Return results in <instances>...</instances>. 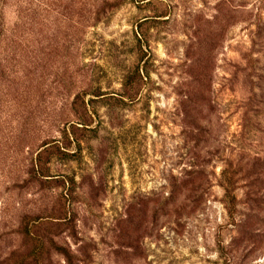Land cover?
<instances>
[{"label": "rangeland", "instance_id": "rangeland-1", "mask_svg": "<svg viewBox=\"0 0 264 264\" xmlns=\"http://www.w3.org/2000/svg\"><path fill=\"white\" fill-rule=\"evenodd\" d=\"M261 262L264 0H0V264Z\"/></svg>", "mask_w": 264, "mask_h": 264}, {"label": "trees", "instance_id": "trees-1", "mask_svg": "<svg viewBox=\"0 0 264 264\" xmlns=\"http://www.w3.org/2000/svg\"><path fill=\"white\" fill-rule=\"evenodd\" d=\"M34 225H35V223H34ZM29 226H31V225H29L28 223L25 224V226H24V234H25V236H30V235L33 234L32 232H29L30 231Z\"/></svg>", "mask_w": 264, "mask_h": 264}, {"label": "bare ground", "instance_id": "bare-ground-1", "mask_svg": "<svg viewBox=\"0 0 264 264\" xmlns=\"http://www.w3.org/2000/svg\"><path fill=\"white\" fill-rule=\"evenodd\" d=\"M261 264H264V262H261Z\"/></svg>", "mask_w": 264, "mask_h": 264}]
</instances>
